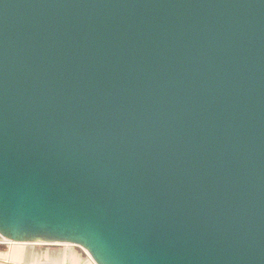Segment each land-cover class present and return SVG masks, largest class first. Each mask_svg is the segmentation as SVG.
Here are the masks:
<instances>
[{"label":"water","instance_id":"95a60500","mask_svg":"<svg viewBox=\"0 0 264 264\" xmlns=\"http://www.w3.org/2000/svg\"><path fill=\"white\" fill-rule=\"evenodd\" d=\"M0 237L264 264V0H0Z\"/></svg>","mask_w":264,"mask_h":264},{"label":"crops","instance_id":"0c3cea01","mask_svg":"<svg viewBox=\"0 0 264 264\" xmlns=\"http://www.w3.org/2000/svg\"><path fill=\"white\" fill-rule=\"evenodd\" d=\"M0 264H96L86 250L42 240L14 242L0 237Z\"/></svg>","mask_w":264,"mask_h":264}]
</instances>
